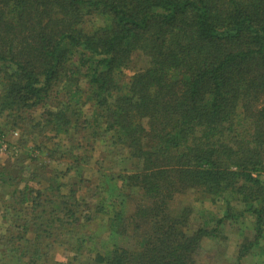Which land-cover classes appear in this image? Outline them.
<instances>
[{
    "label": "trees",
    "instance_id": "1",
    "mask_svg": "<svg viewBox=\"0 0 264 264\" xmlns=\"http://www.w3.org/2000/svg\"><path fill=\"white\" fill-rule=\"evenodd\" d=\"M0 117L46 150L0 164V264H199L245 218L232 264L264 250V0H0Z\"/></svg>",
    "mask_w": 264,
    "mask_h": 264
},
{
    "label": "rangeland",
    "instance_id": "2",
    "mask_svg": "<svg viewBox=\"0 0 264 264\" xmlns=\"http://www.w3.org/2000/svg\"><path fill=\"white\" fill-rule=\"evenodd\" d=\"M132 69L126 70V75L129 76L132 70L141 69L146 65V60L143 55H134L132 62ZM39 110L34 111L33 114L36 116ZM7 119V120H6ZM10 119L0 117V129L5 133L17 132L12 140L19 145V151L12 155L0 156V164L4 163L6 160H11L16 157H23L24 164L28 165L30 163L29 157L34 158H43L46 153L44 148L38 149L36 146L39 144L41 138L39 135L35 134H23L22 129L18 127H11L12 124L9 122ZM50 162V161H49ZM53 165V163H49ZM186 202L192 203L194 207V213L191 218L190 226L191 228L197 227L198 224H201V218L199 217L200 209H206L213 212L217 217L222 216L223 209L221 205H212L208 201L200 203L195 201V196L192 193H188L182 197ZM179 204L181 201L179 200ZM198 211V213H197ZM189 226V227H190ZM223 230V231H222ZM250 221L245 219H238V221L228 222L224 224V227L221 229L220 235L217 233L218 237L216 239L204 238L201 241V246L198 249L196 258L199 264H232V259L235 256L238 246L245 237L250 236L251 234ZM102 234V233H101ZM100 234V236H101ZM66 249L62 247L53 248L52 257L54 262H61L66 264H82V257H79L77 261L68 262ZM85 261V260H84ZM92 262L88 263L91 264ZM242 264H264V250L259 248H254L250 250V253L247 254L242 260Z\"/></svg>",
    "mask_w": 264,
    "mask_h": 264
},
{
    "label": "built area",
    "instance_id": "3",
    "mask_svg": "<svg viewBox=\"0 0 264 264\" xmlns=\"http://www.w3.org/2000/svg\"><path fill=\"white\" fill-rule=\"evenodd\" d=\"M17 132L5 133L0 129V156L12 155L18 152L19 145L12 138Z\"/></svg>",
    "mask_w": 264,
    "mask_h": 264
}]
</instances>
